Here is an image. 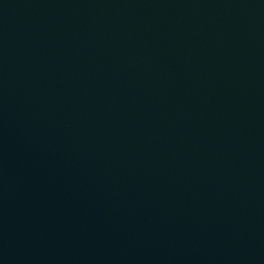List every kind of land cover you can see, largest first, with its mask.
<instances>
[{
	"label": "water",
	"instance_id": "obj_1",
	"mask_svg": "<svg viewBox=\"0 0 264 264\" xmlns=\"http://www.w3.org/2000/svg\"><path fill=\"white\" fill-rule=\"evenodd\" d=\"M0 264H264V0H0Z\"/></svg>",
	"mask_w": 264,
	"mask_h": 264
}]
</instances>
